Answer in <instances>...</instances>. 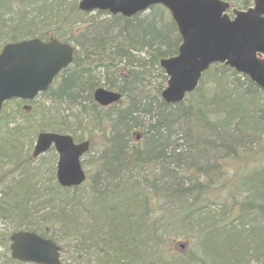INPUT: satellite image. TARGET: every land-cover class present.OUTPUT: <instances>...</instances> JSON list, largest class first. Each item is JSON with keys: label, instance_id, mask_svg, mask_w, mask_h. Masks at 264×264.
<instances>
[{"label": "trees", "instance_id": "16d2710c", "mask_svg": "<svg viewBox=\"0 0 264 264\" xmlns=\"http://www.w3.org/2000/svg\"><path fill=\"white\" fill-rule=\"evenodd\" d=\"M223 1L239 10L252 2ZM77 2L0 0V48L33 37L75 47L38 99L2 106L0 173L11 176L0 215L17 222L14 231L71 248L61 264H264V92L214 64L182 102L166 104L159 61L180 44L167 11L151 6L126 19L79 12ZM101 86L121 99L98 106L92 93ZM39 132L99 138L91 183L39 187L29 166ZM227 163L237 166L233 177ZM185 242L209 261L175 248ZM0 245V264H25L9 257L8 236Z\"/></svg>", "mask_w": 264, "mask_h": 264}, {"label": "water", "instance_id": "95a60500", "mask_svg": "<svg viewBox=\"0 0 264 264\" xmlns=\"http://www.w3.org/2000/svg\"><path fill=\"white\" fill-rule=\"evenodd\" d=\"M151 6L168 12L180 38L176 55L159 61L166 76L160 98L166 104L182 102L197 88L201 74L214 64L233 69L264 92V0H253L246 10H229L231 5L221 0H80L77 9L85 13L105 11L128 19ZM72 57L73 47L56 39L43 42L31 38L5 44L0 50V109L5 101L31 100L46 91ZM92 98L105 107L117 102L120 94L98 87ZM52 145L58 156V184L64 188L80 185L85 176L79 159L88 151V141L75 144L69 135L39 133L32 158ZM9 241L13 260L60 264L59 246L50 239L17 231Z\"/></svg>", "mask_w": 264, "mask_h": 264}, {"label": "rangeland", "instance_id": "374dc122", "mask_svg": "<svg viewBox=\"0 0 264 264\" xmlns=\"http://www.w3.org/2000/svg\"><path fill=\"white\" fill-rule=\"evenodd\" d=\"M230 5H231V9H237L233 4L230 3ZM206 80L204 81V83L207 82ZM45 105H48V102H46ZM10 108H12V107H7V110H9ZM19 118L20 117L17 116L15 121L20 122L21 120ZM1 124H3V123H1ZM34 140H35V138H34ZM34 140L32 142V145L34 143ZM100 145H101V140L99 138H96V140L94 142H92L90 145V151L82 158L81 164H82L83 169L85 170V173L87 174V179H86L87 184L91 183V179L93 178L94 173L97 170V164L95 162H93V160L95 159L96 156H98V153H99V150L101 147ZM32 148L29 149V153H31ZM24 150H28L27 145L24 146ZM56 161H57V156L53 150L29 161L30 162L29 166L31 168V172L36 175L35 180L39 183V187L43 184L50 182V181H55V164H56ZM224 167H225V171H226V177L227 176L233 177L235 175V172L237 169V166L235 163H232L229 165H228V163L226 165L224 164ZM10 176H11L10 174L0 173V189H1V186L6 183L5 181ZM209 201H211V200L209 199ZM44 206H45V204L40 205L41 208ZM30 208H32V207H30ZM37 211H38V209H37ZM36 213H37L36 217H38L41 214V211L36 212ZM16 223L17 222L14 221L12 218H9L6 215H0V242L3 241L5 236H8L12 231H14V227L16 226ZM182 244H183V248L178 247V244L175 245V248H177V250H179L181 252L185 251L187 248H188L187 250L194 251L195 255L198 258H200L198 260V262L200 260H203L205 262L209 261L202 249L192 250L190 247H188L186 242H185V244L184 243H182ZM3 252H4V248L2 245H0V254H2ZM70 255H71V248H66V252H61V262L65 261L66 259H69ZM187 256L188 255H185V257H187ZM67 262L68 261H66L65 263H67ZM87 264H103V262L101 260L96 261V260L91 259L90 261H88ZM244 264H262V263H259V262L257 263L255 260L251 259V260L245 262Z\"/></svg>", "mask_w": 264, "mask_h": 264}]
</instances>
